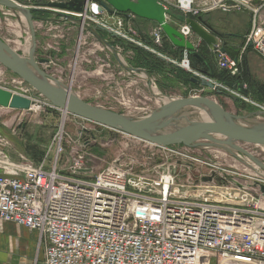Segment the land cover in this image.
<instances>
[{
    "label": "built area",
    "instance_id": "built-area-1",
    "mask_svg": "<svg viewBox=\"0 0 264 264\" xmlns=\"http://www.w3.org/2000/svg\"><path fill=\"white\" fill-rule=\"evenodd\" d=\"M71 1L48 0L49 4ZM160 1L166 8L192 18L208 17L213 12L249 13L250 30L243 50L252 48L264 59V0ZM22 5L50 10L61 20L80 21L83 32L86 30V35L95 39V31L106 29L126 43L163 55L140 39L136 26L139 18L134 14L110 15L106 10L100 11V4L94 0H87L81 11ZM6 8L0 5L4 14L9 13ZM166 17L200 49L204 43L189 25ZM60 24L52 22L48 27L50 32L57 30L54 38L60 36ZM150 36L156 46L167 39L160 25L151 30ZM218 43L219 39L213 50L218 52V68L237 76L239 57L229 56ZM49 47L53 51L57 48ZM53 51H46L50 60L47 66L54 63ZM171 60L212 81L224 94L248 99L238 89L192 69L189 51H183L180 61ZM8 83L12 86L1 87L32 100L30 111L50 104L20 77H13ZM243 88L247 89L245 84ZM195 90L190 96L199 95ZM3 110L15 109L0 106V113ZM0 144V222L37 231L44 244L45 264H264V195L259 187H249L255 182L264 184V172L240 152H230L233 156L226 163L232 160L230 167H237L244 155L253 173L233 171L214 155L213 160L203 159L192 152L194 147L149 143L164 155L158 157V165L149 172L118 163L91 178L86 164L87 142L74 141L63 131L54 136L45 157L36 163L23 155L20 161L12 159L7 148L10 143L1 134ZM248 145H259H242L254 155ZM68 148L72 160L60 167L59 159ZM52 151L56 161L52 169H46V159ZM196 166L204 169L198 178L186 184L177 182L183 167L192 170ZM162 168L165 170L160 172ZM83 169L89 171L82 172ZM158 170V176H154ZM213 173L216 176L212 182H202L203 176ZM226 174L234 175L243 187L227 180Z\"/></svg>",
    "mask_w": 264,
    "mask_h": 264
},
{
    "label": "rangeland",
    "instance_id": "rangeland-1",
    "mask_svg": "<svg viewBox=\"0 0 264 264\" xmlns=\"http://www.w3.org/2000/svg\"><path fill=\"white\" fill-rule=\"evenodd\" d=\"M18 1L28 6H35L39 3L43 4L38 6H49L48 0ZM6 9L9 11L8 14H4L0 9V36L20 54L27 56L28 53L25 52V49L32 44L27 19L24 20L23 16L25 15L18 10ZM41 11L47 14L40 13L38 14L39 18H34L38 42L37 60L48 57L46 51H53L50 49V45L57 46L51 55L54 63L50 66L43 65V68H46V72L53 81L69 88L91 104L122 113L133 119H140L158 110L166 98H184L196 92V88L181 83L175 87L162 89L159 86L160 77L157 74H151L147 69L132 66L131 61L135 56L134 53L127 49H121L118 56H115L111 54L110 50L103 49L102 44L100 45L95 38L86 35V30L83 32L81 29L80 21L61 20L50 10ZM206 19L219 33L226 35L231 32L232 34H227L231 36V38L229 37L230 40L238 43V46L234 47L236 50L229 49L223 44V38L219 37L218 44L229 56L239 57L241 63L240 76L243 77L242 83L251 91H253V84L263 85L264 61L252 48L243 50L245 36L250 30L249 13L213 12ZM52 22H61L60 25H62V30L59 32L60 36L56 38L53 37V34H56L57 30L51 32L48 30ZM139 22L145 24L148 21L139 18L136 26L140 29ZM146 29L148 30V28ZM168 42L171 44L168 39H165L161 45L156 46L152 40H149L147 44L165 56L163 51L172 50ZM169 58L177 60L178 57L171 55ZM208 58L214 61L218 68V52H209ZM245 59L247 70L251 76L250 82L245 79V69L242 66ZM131 69H136L137 72L132 73ZM181 69L183 68L181 67ZM13 77L17 78L18 76L0 64V86H12L8 82ZM197 89L198 96L206 95L204 88ZM155 90H158L159 94ZM209 96L227 111L243 116L238 121L243 125L251 127L258 123H264V114H260L261 111H264V95L255 98L252 95V97L246 95L247 100L235 99L229 93ZM183 115H187L191 120H197L200 117V112L197 108L188 107L178 114L179 117ZM0 118L1 122L8 121V123H1L0 133L9 141L10 145L7 148L10 153L16 155L14 158L17 161H20V155H23L29 161L36 163L37 158L44 151L46 155L54 136L62 131L74 141L83 140L84 143L87 142L85 151L89 159L86 164L90 169L88 177L91 178L101 170L118 163L122 166L131 164L138 172L147 173L158 165V157L164 158V155L159 153L156 147L147 142L66 113L51 103L42 105L40 109L36 108L33 111L3 110L0 113ZM180 120H176L175 123L181 125ZM202 142L207 143L208 141ZM247 147H250L254 155L256 154L259 160L264 162L263 146L248 145ZM194 148L195 150L192 152L200 155L203 159L213 160L214 155L216 160L226 164L225 166L233 171L243 174L253 173V169L247 165L244 155L243 159L236 163L238 164L237 167H230L233 164L232 160L226 163V160L233 156L229 150L235 152L231 148L216 146L210 150L202 149L201 146ZM71 160V149L68 148L67 152L60 157L58 164L60 167H66ZM55 161L56 153L52 151L46 159V169H52ZM163 170L165 169L162 168L160 172ZM259 171L264 172V169L260 168ZM158 172L159 170L154 173V176H158ZM202 172L204 169L200 166H196L192 170L183 167L176 180L179 184H186L192 179L198 178ZM22 257L24 256L21 254L20 258L23 262ZM40 264H45L44 251L43 260L41 259Z\"/></svg>",
    "mask_w": 264,
    "mask_h": 264
},
{
    "label": "water",
    "instance_id": "water-1",
    "mask_svg": "<svg viewBox=\"0 0 264 264\" xmlns=\"http://www.w3.org/2000/svg\"><path fill=\"white\" fill-rule=\"evenodd\" d=\"M86 1L73 0L69 3H51L49 5L51 7L81 11ZM94 1L100 4V11L106 10L110 15H124L127 17L131 13L138 18L160 25L167 39L174 47L189 51L191 55L199 58L200 62H205V59L199 54L198 47L191 40L186 39L176 26L168 21L166 15L189 25L194 33L208 46L210 51L215 49L219 37L224 36V34L219 33L209 24L204 17H187L171 8H166L160 0ZM0 5L18 10L26 16L32 38V48L29 54L25 56L20 54L0 36V64L24 80L57 109L162 147L184 145L188 147L216 146L226 149L231 148L246 155L264 169V163L242 146L243 144L264 146V123L251 127L239 123L238 121L243 116L227 111L220 103L209 96L224 94L212 81L192 73L191 82L204 88L206 95L174 98L145 117L140 119L130 118L122 113L91 104L69 88L56 84L46 72V68H43V65H48L50 60L48 58H39L37 60L36 58L38 42L33 16V10L35 9L26 7L13 0H0ZM103 30L109 32L106 29ZM111 34L118 37L115 33ZM128 45L135 49H143L132 43H128ZM149 52L156 54L164 61L178 65L166 56L151 50ZM228 85L238 89L244 95H248V90L243 88L244 84ZM31 104L32 100L30 98L13 94L10 90L0 86V106L16 110H29ZM188 107L208 109L212 118L201 122L191 120L190 125L187 124L181 130L170 134L149 131V129L154 128L162 131L167 124L181 119V116L176 117V115ZM260 114H264V111H261ZM173 115L175 117L172 120H165ZM202 141L208 142L203 143ZM229 151L232 152L231 150ZM81 171L89 170L83 169ZM215 176L216 173H213L212 176H203L201 180L202 182H212ZM226 178L243 187V184L238 182L234 175L226 174ZM249 187H259L260 192L264 195V184L255 182L250 184Z\"/></svg>",
    "mask_w": 264,
    "mask_h": 264
},
{
    "label": "trees",
    "instance_id": "trees-1",
    "mask_svg": "<svg viewBox=\"0 0 264 264\" xmlns=\"http://www.w3.org/2000/svg\"><path fill=\"white\" fill-rule=\"evenodd\" d=\"M40 4H43V3H39L38 5ZM40 13H46V12H43L40 9L33 10L34 18L35 19L39 18L38 14ZM101 38H103L102 35H101ZM118 41L120 42V44L124 46L126 45L124 44L123 40L118 39ZM169 45L171 46L172 50L170 48L171 51H163L164 54H166L168 57H171V55H174L175 57H178L177 60L180 61L183 56V50H180L174 47L170 43ZM167 47H168V44H167ZM198 52L201 55V57L205 59V62L203 61L200 62L199 58L189 53V58H190L192 69L200 71L206 74L207 76H209L210 78L217 80L218 82H221L224 84H237V83L243 84L241 81L243 77L240 76V73L237 76H233L228 71L220 70L219 68H217L214 61L209 60L208 53L211 52L209 48L202 45ZM131 63H132V66L135 68H144V69H147L151 74L152 73L157 74L160 77V80H158L159 86L164 90L166 88L175 87L179 83L186 84L190 86L191 88H196V89L201 88V86L191 82L190 78L192 76V73L181 69V67L179 68L177 65L173 63H169L167 61L160 59L154 53L149 52L147 50L140 49V48L137 49V51L135 52V56L133 60L131 61ZM242 66L245 69V79L250 82L251 76L247 70L246 59L243 62ZM252 87H253L252 88L253 91L247 88L248 95L250 96L252 95L254 98L256 96L260 97L261 95H264V84L262 85V84L256 83V84H253ZM0 128H1V125H0ZM44 156H45V151L43 152L42 155H40L37 158L36 162H40L41 160H43Z\"/></svg>",
    "mask_w": 264,
    "mask_h": 264
},
{
    "label": "crops",
    "instance_id": "crops-1",
    "mask_svg": "<svg viewBox=\"0 0 264 264\" xmlns=\"http://www.w3.org/2000/svg\"><path fill=\"white\" fill-rule=\"evenodd\" d=\"M139 24L141 27L139 37L141 40L148 43L149 40H151V30L156 26V24L150 21L145 22V24L139 22ZM145 26H147L146 28H148V30L144 28ZM227 34L232 33L230 32ZM227 34L220 37L223 38V44L229 49L236 50L234 47L238 46V43L236 41H231V36ZM101 35L103 38H101ZM95 37L97 42L100 45L102 44V48L106 47V49L110 50L111 54H114L115 56H118L121 49H127L134 54L137 51V49L129 46L126 42H124V44H126L125 46L119 44L118 38L107 31L97 30L95 31ZM109 45H111V49L108 48ZM117 46H119V49L116 48ZM203 46L208 48L206 44H203ZM258 56L264 61L260 55ZM1 123H8V121H0V125ZM10 156L12 159H15L14 157L16 155L14 153H10ZM43 251L44 244L42 243L37 231L18 226L12 222H0V264H40L41 259L43 260ZM21 254L24 256L22 257L23 262L20 258Z\"/></svg>",
    "mask_w": 264,
    "mask_h": 264
},
{
    "label": "bare ground",
    "instance_id": "bare-ground-1",
    "mask_svg": "<svg viewBox=\"0 0 264 264\" xmlns=\"http://www.w3.org/2000/svg\"><path fill=\"white\" fill-rule=\"evenodd\" d=\"M20 15V14H19ZM23 19L24 20H26V16H23ZM23 21V20H22ZM28 24V23H27ZM30 30V29H29ZM32 40V39H31ZM30 40V41H31ZM204 43V42H203ZM31 48H32V44H31V46L29 45V46H27L26 47V49H25V52H27L28 54H29V52H30V50H31ZM27 54V55H28ZM30 68L31 69H33V67H31L30 66ZM56 84H57V82H55ZM155 92L157 93V94H159V91L158 90H155ZM173 100V98H171V99H169V98H166V100L164 101V103H163V105L165 104V103H168L169 101H172ZM162 105V106H163ZM161 106V107H162ZM197 110L200 112V117H199V119H197V120H194V121H199V122H201V121H205V120H208V119H210V118H212L211 117V114H210V111L208 110V109H201V108H197ZM178 115H176V117H177ZM175 117V115H173V116H171V117H168L167 119H165V120H172L173 118ZM181 118V120H180V122H181V125H177L175 122H173V123H170V124H167L165 127H164V129L160 132L158 129H156V128H154V129H149V131H151V132H153V133H162V134H170V133H172V132H175V131H179V130H181L182 128H184V126L185 125H190L191 124V119L189 120V117L187 116V115H183V116H181L180 117ZM259 124H261V123H258V124H256V125H259ZM158 126V125H157ZM218 146V145H217Z\"/></svg>",
    "mask_w": 264,
    "mask_h": 264
},
{
    "label": "flooded vegetation",
    "instance_id": "flooded-vegetation-1",
    "mask_svg": "<svg viewBox=\"0 0 264 264\" xmlns=\"http://www.w3.org/2000/svg\"><path fill=\"white\" fill-rule=\"evenodd\" d=\"M206 19V17H204ZM207 20V19H206Z\"/></svg>",
    "mask_w": 264,
    "mask_h": 264
}]
</instances>
